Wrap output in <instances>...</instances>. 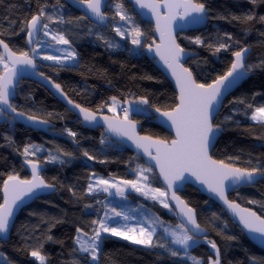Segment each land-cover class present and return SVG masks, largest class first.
Returning a JSON list of instances; mask_svg holds the SVG:
<instances>
[{
    "label": "trees",
    "instance_id": "16d2710c",
    "mask_svg": "<svg viewBox=\"0 0 264 264\" xmlns=\"http://www.w3.org/2000/svg\"><path fill=\"white\" fill-rule=\"evenodd\" d=\"M198 2L204 3L208 10L207 25L177 37L182 48L195 54L185 67L198 84H211L224 75L231 67L234 52L242 48L251 50L246 62L251 66L249 78L225 99L213 122L214 127L220 129V136L211 157L235 168L258 169L260 174L264 171V123L252 122L251 116L255 108L264 107V21L260 20L264 17V0L255 3L251 0ZM115 4L123 5L124 12L143 33L140 54L130 53L128 46L115 48L121 43L111 26L118 21L112 9ZM60 7L64 8L58 13ZM40 9L52 17V20L42 19L43 23L47 22L53 31L69 40L77 50L79 62L77 66L38 62L41 65L39 72L59 84L74 104L94 113L107 114L104 110L113 96L123 102L146 98L148 115H133L130 120L141 124V135L170 141L169 133L149 121L156 109L167 112L177 104L173 86L144 54L145 46L153 39L152 25L140 21L125 0H110L106 5L105 14L115 17L108 28L90 23L83 14L61 0H0V40L16 54L30 52L26 23ZM248 15L255 19L245 21L243 17ZM197 37L204 43L196 44ZM220 43L228 45L227 50L216 52ZM3 71L0 68V76ZM12 105L24 115L47 121L52 126V133L70 141L33 131L16 124L5 114L0 115V205L1 190L9 175L21 180L30 179L26 161L44 166L42 179L46 184L54 185L51 194L36 199L20 211L9 239L6 242L0 240V264H39L31 255L33 250H39L45 256V264H93L90 253H81L75 244L77 229L91 237L98 226L93 221H100L103 215L104 196L87 192L91 174L135 180L139 167L145 166L143 160L105 138L101 130L84 128L46 88L33 81L20 82ZM69 130L77 135L70 136ZM26 146H35L41 151L25 156ZM86 151L94 159H88L84 155ZM50 155L58 159L49 162ZM148 176L152 187L163 189L153 170ZM179 195L196 211L197 222L208 232L207 240L217 244L220 264H254L253 258L257 264H264V251L254 246L215 202L191 186H185ZM228 198L264 218V179L253 186L234 190ZM127 199L137 207L147 208L168 224H179L172 208L168 212L141 195L128 194ZM102 237L96 264H194L191 257L199 259L201 264H210L209 257L216 258L208 243L202 242L185 253L174 247L161 230L153 237V246L147 248L111 236ZM159 244L165 247L161 248ZM170 249L178 255L172 256Z\"/></svg>",
    "mask_w": 264,
    "mask_h": 264
},
{
    "label": "snow or ice",
    "instance_id": "6c2138e0",
    "mask_svg": "<svg viewBox=\"0 0 264 264\" xmlns=\"http://www.w3.org/2000/svg\"><path fill=\"white\" fill-rule=\"evenodd\" d=\"M104 0H78V3L86 7L87 13H90L92 17H95L99 21L104 20V13L102 12V4ZM255 3L256 0H251ZM135 3L140 8L151 9L157 17V31L160 32L162 45H157L156 53L163 60L164 64L171 70L172 76L176 79V84L179 87V103L169 112L162 113L171 121V127L175 129V138L171 141L167 140H153L151 137H141L136 133V125L133 121L128 119L129 109L127 107H121L120 102L115 96L111 97V106L108 107V111L116 112L117 108L124 113L123 120L109 119L104 117V121L108 125V129L111 132L116 133L119 136L127 137L131 140L137 148H142L152 160L155 161V166L159 168L160 176L166 183L168 191L171 192V200L175 201V206L180 209L182 217L186 218L187 225L191 227H185L180 225L183 229L181 234L172 232V243L183 247L185 253L191 247L190 241L196 243V236L205 235L204 229L197 223L194 210L185 203L177 194L176 191L182 190L185 182L189 181L190 177H195L196 181L205 185L207 190L214 193L219 200L223 201L236 216L239 217L240 223L250 233H258L259 239L264 242V218L258 216L256 212L246 208H241L239 204L234 201H230L227 197L226 190L240 186L244 184H252L257 180L256 173L258 169L253 168L251 171L248 169L234 168L224 161L214 160L209 155V148L215 138L216 133L220 130L213 125V106L215 103H219V97L224 94L228 88L233 86L239 80L243 79L251 69L250 65L245 64V58L248 54L247 48H242L239 51L233 53L235 59L231 64L229 70L222 76L218 77L213 84H198L193 79L192 73L188 68H185L180 60L185 55L184 49L176 43V39L173 35L172 22L176 19V16L182 10L181 19L190 18V23H202L207 20V8L204 3L198 2V0H165L161 5L155 0L147 2V0H135ZM167 9V15L161 16L159 9ZM117 15L121 20L130 21L131 18L124 14L123 5L117 4ZM52 20L51 16H46L43 9H40L38 14L33 15L26 23L27 35L29 37V43L32 42L31 38L39 31L40 27L47 29V23H41L42 19ZM234 19H240L234 17ZM245 21L255 19L254 16L248 15L243 17ZM261 21H264V17H260ZM116 32L120 36H124L125 32H122L120 28H116ZM135 33L132 43L134 45H140V37L143 33L139 28H134ZM49 33L44 32L47 36ZM57 43L68 45L69 40L65 39L64 35L57 34L52 37ZM229 39L231 37L229 36ZM196 44H203L204 42L199 38H195ZM0 45L3 46L7 57L0 56V63L4 65L5 74L0 76V115L9 111L16 113L17 116L23 117L24 113L17 112V109L9 103L10 95L14 94L10 89L13 88L14 78L17 76L16 65H31L35 68V63L28 52H22L19 56L13 52L8 44L3 40H0ZM112 46V45H110ZM211 47V45H209ZM229 46L220 43L216 47L215 51L219 52L221 49L227 50ZM35 53L36 49H32ZM151 51V46H149ZM44 59L56 60L61 62L59 56H45ZM76 59L75 51H69L64 57V60ZM12 65L11 67L9 65ZM43 75V73H41ZM48 78H45L47 80ZM150 79V77H149ZM57 92L62 96L65 94L59 84H52ZM66 98V96H65ZM69 104L73 102L67 101ZM139 104L147 105L149 101L146 98H141L138 101ZM243 103V101H241ZM251 107V105H249ZM80 113L83 115L85 122L89 124L95 123L97 117L93 112H90L86 108H82L80 105H75ZM136 111H143L137 108ZM157 112L160 109H156ZM15 119V118H14ZM230 119V117H229ZM251 119L264 123V107H257L252 113ZM27 120L37 122V118L34 116H28ZM40 124H46L47 121H38ZM68 134L75 137L77 134L69 130ZM103 143V141H101ZM30 148L34 149L30 151ZM155 148V155H152L150 149ZM37 151H41L40 148L35 146H26L23 150L24 155H35ZM70 155V154H69ZM88 159H94L86 151L84 153ZM58 159L55 155L49 156V162H54ZM64 163V161H60ZM31 165L32 180H21L18 176L9 175L8 179L4 182V203L0 205V235L7 234L10 229V218L13 216V210L17 206L18 201H22L23 196L26 194L36 195V190L53 189L54 185L46 184L45 181L39 176V164L33 161H26ZM152 168H139L138 177L136 180H125L122 183L126 186H130L136 192L141 193L144 196H151L154 200H159L164 208L170 209L171 205L168 202V191H162L160 188H152L148 184L149 177L144 173H150ZM187 174V175H186ZM260 178L264 179V171H260ZM143 180L144 184H140L139 181ZM96 185H103V191L107 192L110 188L115 187L117 194L123 195L124 189L117 187L115 184H111L109 180L97 179ZM175 189V190H174ZM94 190L93 185H88V191ZM163 198V199H161ZM249 203H256V201H249ZM115 217L123 215V219L127 221L129 217L120 212H115L112 209ZM111 221V222H109ZM94 224H98V228L94 229V235L88 239H83L82 236H77L76 243L79 244L80 250L85 253H90L92 260H97V253L100 250V246L103 240L102 233H110L112 236L122 237L125 240H131L135 244L153 246L152 235L155 229L151 231L147 227L141 226L139 228V237L130 236L129 232H136V228H129L127 224H120L119 221L108 217L105 214V219L100 221H93ZM167 231V230H165ZM80 233L81 229H77ZM191 233V234H189ZM86 236L87 233H84ZM51 239V237H48ZM234 239V237H229ZM207 243L215 250V259L209 257L210 264H220V250L214 241L207 240ZM159 247H165L164 244H159ZM42 247V246H41ZM172 256H177L178 252L171 250ZM31 255L39 262V264H45V256L41 255L39 250H33ZM194 264H201V261L196 257H191ZM254 264H257L255 258H253Z\"/></svg>",
    "mask_w": 264,
    "mask_h": 264
},
{
    "label": "water",
    "instance_id": "95a60500",
    "mask_svg": "<svg viewBox=\"0 0 264 264\" xmlns=\"http://www.w3.org/2000/svg\"><path fill=\"white\" fill-rule=\"evenodd\" d=\"M61 1L64 2L66 5L70 6L71 8L75 9L76 11L80 12L81 14H83L88 19V21L90 23L98 26L99 28H108L109 22H111L113 20V18L111 16H108V15L105 14L106 5L109 3L110 0H104V2L102 4V9L101 10L104 13V17H105L103 21H99L95 17H92L90 13H87L86 7L84 5L79 4L78 0H61ZM125 1L128 4L131 5L132 9L134 10L135 14L140 19V21L145 22V23H149L150 25H152V27H153V39L150 41V43L148 45L145 46L144 54L152 61L153 65L171 83V85L173 86L174 91L177 94V104H178L179 103V99H178V97H179V87L176 84V79H175V77L172 76L171 70L168 69V67L164 64L163 60H161L160 56L157 55V53H156L157 45H162L160 32L157 31V17H156V15L152 12L151 9H148V8H143L142 9V8H140V6L135 3V0H125ZM147 2H152V0H147ZM155 2H157V3L162 5L165 2V0H155ZM159 11H160V14H161L162 17L167 15V9L162 7V8L159 9ZM181 15H182V10H180L179 14L176 16V19L172 22L173 35H174V37L176 39V43L177 44H179L178 40H177L178 35L185 34V33L192 32V31H196V30H200V29L204 28L207 25V22H208V12H207V20L205 22H202V23H190L189 22L190 18L181 19L180 18ZM41 23L43 24V20H42ZM42 29L43 28L40 27L39 31L36 32L33 35V37L31 38V40H32L31 43H29V37H28V35H26L27 47L29 49H32L37 44V42L39 41ZM149 46H151V51H149ZM247 49L249 51H248V54L246 55V58H245V64L247 62L248 56L251 53V50L249 48H247ZM0 53H1L2 56L7 57V53L5 52V50H4L2 45H0ZM184 53H185V55L182 56V58L180 60V63L185 67V63L189 59L195 57V54L190 52V51H188V50H185V49H184ZM17 56H19V55L17 54ZM234 59H235V57L233 55L232 62L234 61ZM34 63H35V68H33L31 65H16L15 66L16 69H17V76L14 78L13 88L10 89V91H13V89H14V94L10 95V97H9V103L10 104H12V102L16 98V89L18 88V86H19L21 81L29 80V81H33V82L43 86L44 88H46L53 95V97L55 99H57L60 103H62L71 113H73L76 116V118L81 122V124H82V126L84 128L90 129V130H97V129L101 130L102 134H103V136L105 138L113 140L114 142L120 144L125 149H127L130 152H132L133 154H135L137 157L141 158L143 160L145 166L148 167V168H152V170L156 173L157 179H158L161 187L165 191H168L166 183L163 180V177L160 176L159 168L155 166V161L152 160L151 157L147 153H145L142 148H137L136 145L131 140H129L127 137L119 136L116 133L111 132L108 129V125L104 121L103 118L104 117H108L109 119H117V120H123V119L112 117V116H109L107 114H100V113H94L93 112L96 115V117H97V121L95 123H91V124H89L88 122H85L84 119H83V115L80 113L79 109L75 108L76 104H74V103L69 104L67 102L69 99L67 97L65 98V95L62 96L59 92H57L55 87L51 86L54 83L50 79L45 80L46 77L41 75V73L39 72V70L41 68V65L38 62H36V61H34ZM9 66L11 67L12 65L10 64ZM4 74H5V71H3L1 76H3ZM192 76H193V74H192ZM249 76H250V74L248 73L243 79L239 80L233 86H231L226 91H224V94L221 97L218 98L220 102L219 103H215L214 106H213V110H212L213 111V122L217 118V116L219 115L225 99L230 94H232L238 87H240L242 85V83L249 78ZM193 79H195L194 76H193ZM213 83H211V84H213ZM167 112H169V111H167ZM162 113H164V112L153 111L152 114H151V119L149 121L151 123L159 126L163 130H165L167 133L170 134L172 139H174L175 138V129L171 127V121H169L166 116H163ZM4 114L7 115L8 117H11L16 124H19V125H21V126H23L25 128H28V129H31V130L37 131V132H42V133H45L47 135H52V136L64 138L67 141H70V139L67 138V137H64V136L59 135V134L52 133L50 131V129L52 127L51 124H49V123H46V124L38 123V121H43V120H40V119L37 118V122L29 121V120H27V117H28L27 115H24L23 117H20V116H17L16 113L10 112V110L5 112ZM130 121H133V120H130ZM133 122L136 125V133L139 136H141V137H148V136L140 134L141 124L138 123V122H135V121H133ZM219 136H220V131H218L216 133L215 138L213 139L212 144H211V146L209 148V155L210 156H211L212 150H213V148H214V146L216 144V141L218 140ZM152 139L153 140H159V139H154V138H152ZM150 151H151L152 155L156 154L155 148H151ZM26 168H27V170H28V172L30 174V179L29 180H32L33 176H32L31 165L29 163H26ZM44 169H45V167L39 164V173L38 174H39L40 178H42L41 177V173L44 171ZM256 175H257V180H256L255 183L244 184V185H240V186H235L234 188H231V189H227L226 190L227 197L234 190H237V189L242 188V187L253 186L258 181L262 180V178H260V174L256 173ZM185 186L193 187L194 189H196L199 192V194H201L202 196H204V197L212 200L213 202H215L226 213V215L231 219V221L241 230V232L245 235V237L254 246H256L258 249L264 251V242H262L261 239H259V234L258 233H250L247 229H245L243 224L240 223L239 217L236 216L230 209H228L227 205H225L223 203V201L219 200V198L216 197V195L214 193L209 192L205 185H202V184H200L199 181H196L195 177H190L189 181L184 183L182 190L176 191V194L180 198H181V196L179 194L184 191ZM3 187H4V184H3ZM3 187H2V190H1V196H2L1 205H3V203H4ZM53 191H54L53 189L36 190V195L26 194L25 196H23L22 201H18L17 202V206L13 210V216L10 218V229H9V232L7 234L0 235V240L2 242H6L9 239V235H10V231H11V228L13 226V223H14L16 217L18 216V214L20 213V211L23 208H25V207L29 206L30 204H32L36 199L51 194ZM168 202L171 205V208H172V210H173V212L175 214L177 222L180 225H184L185 227H191L190 225H187L186 218L182 217V215L180 213V209L175 206L176 202L171 200V192L170 191H168ZM240 207L241 208H245V207H243L241 205H240ZM246 209H249V208H246ZM249 210H251V209H249ZM251 211H253V210H251ZM194 212H195L196 220H197L196 211L194 210ZM202 229H204V228H202ZM204 232H205L206 237H207L208 236V232L205 229H204ZM189 234H191V233H189ZM195 238L198 239V240L205 239V235L202 234V235L196 236Z\"/></svg>",
    "mask_w": 264,
    "mask_h": 264
},
{
    "label": "rangeland",
    "instance_id": "374dc122",
    "mask_svg": "<svg viewBox=\"0 0 264 264\" xmlns=\"http://www.w3.org/2000/svg\"><path fill=\"white\" fill-rule=\"evenodd\" d=\"M116 5L112 6V9L115 13H117L118 9L116 8ZM64 7H60L58 8V13L63 11ZM125 15H127V13L124 12ZM116 16L118 17V21L113 22V24H111L112 26V31L116 34V36L118 35L116 32V28H120L122 32H125V35L122 37L120 35H118L121 39V43L115 47L116 49L119 48H127L130 51V53L132 54H140V45H134L132 43V39L135 35V33L133 32L134 28H138V26H136L135 24L132 23V18L130 21L128 20H121L120 16L116 14ZM128 16V15H127ZM47 23V22H46ZM47 31L49 34L47 36L44 35V32ZM60 33H57L55 31H53V29L48 25L47 29H42L41 32V36L39 41L37 42V44L32 48V49H36V52L34 53L32 51V49L30 50V52L28 53L30 57H32V59L34 61H37L39 63H43V64H50V65H59V66H77L78 62H79V56L77 54V50L70 44L68 45H64V44H59L57 43L52 37L53 35H57ZM63 35V34H62ZM118 37V38H119ZM66 39V38H65ZM141 39V37H140ZM75 51L76 53V59L75 61L69 59V60H64V57L67 55V53L69 51ZM45 56H59L61 58V62L58 63L56 60H48V59H44ZM0 68L4 69V65L2 63H0ZM3 73V72H2ZM140 99L137 100H133V101H120V106L121 107H127L129 109L128 112V119L130 120L133 115H148L149 110L147 108V105H143V104H139L138 101ZM111 100L109 102V106H111ZM107 106L104 110V112L107 113V115L112 116V117H116L119 119H123L124 118V113L120 110V108H117L116 112H110L108 111V107ZM142 109L143 111H136V109ZM252 122H257V123H261L258 121H253L251 119ZM139 168H148L146 166H141ZM145 175L148 176L149 173H144ZM137 177H138V172H137ZM136 177V179H137ZM149 177V176H148ZM105 179V180H109L111 184H115L117 187H120L122 189H124L123 195L117 194L116 188H110L109 191L105 192L103 191V185L97 186L96 185V180L97 179ZM135 179V180H136ZM123 180H119V179H114V178H104L98 174H91L90 177V182L89 184L93 185L94 190L92 192H89L87 190V192L89 194H102L104 196V200H103V215L101 220L105 219V214H107L108 217H111L112 219L119 221L120 224H127L129 226V228H136L137 231L136 232H129L128 234L130 236H134V237H139V228L141 226L147 227L149 231H151L153 228L155 229V231L153 232L152 235V240L153 237L156 235V233L161 230L162 233L164 234L165 238L167 240H169L171 242V244L180 249L181 251H184L183 247L177 244L172 243L173 237L171 236L172 232H176L177 234H181L183 229L180 227V224H176V225H172V224H168L167 222L161 220L156 214H154L153 212L149 211L147 208L143 207V206H135L133 204H131L128 199H127V195L128 194H136V195H141L144 198H147L151 201L156 202L158 205H160L162 208L163 205L159 202V200H154L151 198V196H144L139 192H136L134 189H132L130 186H126L122 183ZM140 184H144L143 180L139 181ZM149 184V180L147 182ZM151 186V185H150ZM152 187V186H151ZM152 188H156V187H152ZM162 191H165L164 189H161ZM163 199V198H161ZM140 207V208H139ZM112 209H115V212H120L123 213L124 215H127L129 217V219L127 221H125L123 219V215L120 217H115L114 213L112 211ZM166 209L168 212H170V209L164 208ZM111 222V221H109ZM98 228V226H97ZM167 230V231H165ZM82 236L83 239H88L89 237L83 235L82 233H77V236ZM102 236H111L120 240H124L132 245H136V246H140L143 248H147L150 246H146V245H139V244H135L133 243L131 240H125L122 237H116V236H112L110 233H102ZM195 240L197 241L196 243L193 242H189L191 244V247L188 249V251L193 248L194 246L205 242L207 243V241L205 239H201L198 240L195 238ZM75 244L78 247L79 251L81 253H85L82 252L80 250L79 244L76 243V239H75ZM212 249V248H211ZM213 252L215 253V250L212 249ZM187 251V252H188ZM99 252V251H98ZM185 252V251H184ZM34 258V257H33ZM92 258V257H91ZM97 258H98V253H97ZM35 259V258H34ZM36 260V259H35ZM37 261V260H36ZM38 262V261H37ZM39 263V262H38ZM91 263L96 264V261H93L91 259Z\"/></svg>",
    "mask_w": 264,
    "mask_h": 264
},
{
    "label": "flooded vegetation",
    "instance_id": "af4514ba",
    "mask_svg": "<svg viewBox=\"0 0 264 264\" xmlns=\"http://www.w3.org/2000/svg\"><path fill=\"white\" fill-rule=\"evenodd\" d=\"M113 13H114V12H113ZM111 17L113 18V20L115 19V17H114V16H111ZM113 20H112V21H113Z\"/></svg>",
    "mask_w": 264,
    "mask_h": 264
}]
</instances>
